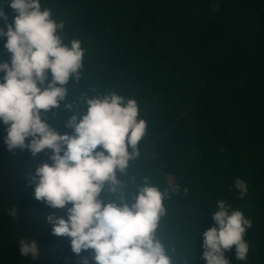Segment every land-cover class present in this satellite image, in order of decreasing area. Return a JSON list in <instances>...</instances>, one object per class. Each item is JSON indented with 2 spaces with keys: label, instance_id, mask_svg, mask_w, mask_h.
<instances>
[{
  "label": "trees",
  "instance_id": "trees-1",
  "mask_svg": "<svg viewBox=\"0 0 264 264\" xmlns=\"http://www.w3.org/2000/svg\"><path fill=\"white\" fill-rule=\"evenodd\" d=\"M40 2L64 22V42L79 39L86 50L79 81H69L67 101L115 90L136 98L150 119L140 156L129 162L127 191L144 177L168 190L162 217L190 244L192 264H206L203 230L215 223L217 200H228L252 221L247 260L228 251L230 264H264V0ZM3 10L12 22L17 13L7 3ZM6 39L0 37L1 53ZM56 112L49 121L73 134L66 127L71 111L61 105ZM80 112L87 106L80 105ZM6 129L0 120V264H80L70 238L54 235L43 222L52 212L67 218L66 211L37 200L35 189L26 193L34 164H51L52 150L35 159L27 148L9 150ZM174 167L186 173L174 183L161 178V171ZM236 178L248 185L243 199ZM180 179L187 187L173 191ZM13 207L15 219L9 214ZM21 237L36 239L38 260L21 254ZM177 238L169 241L175 258L183 257V240Z\"/></svg>",
  "mask_w": 264,
  "mask_h": 264
},
{
  "label": "clouds",
  "instance_id": "clouds-1",
  "mask_svg": "<svg viewBox=\"0 0 264 264\" xmlns=\"http://www.w3.org/2000/svg\"><path fill=\"white\" fill-rule=\"evenodd\" d=\"M3 3L17 13L12 22ZM64 28L40 0H0V37H7L4 47L11 54L10 63L0 60L5 144L9 150L29 149L33 159L46 148L52 150L51 164L33 166L34 196L66 211L67 218L52 212L43 216V222L54 235L70 238L80 264H87L80 254L88 249L94 251L95 264H173L171 243L157 234L168 190L144 177L132 181L135 191L129 193L122 179L130 176L129 162L140 156L139 145L147 133L139 103L115 90L83 94L75 103L68 102L69 81H79L86 50L79 39L65 43ZM61 105L72 113L66 127L74 129L73 134L61 133L49 121L48 114L55 117ZM80 105L87 106L82 116ZM234 185L243 199L246 181L236 178ZM216 209L214 225L203 230L202 258L206 264H230L226 253L235 251L238 261L247 260L245 238L251 219L226 199L217 200ZM9 214L15 219L17 209H9ZM18 244L22 255L39 259L35 238L21 237Z\"/></svg>",
  "mask_w": 264,
  "mask_h": 264
},
{
  "label": "bare ground",
  "instance_id": "bare-ground-1",
  "mask_svg": "<svg viewBox=\"0 0 264 264\" xmlns=\"http://www.w3.org/2000/svg\"><path fill=\"white\" fill-rule=\"evenodd\" d=\"M8 52H6L4 49L2 50V53L0 52V58L1 60H5V58H7L8 56ZM11 60V59H10ZM49 79H51V76H49ZM140 117L144 118L147 122L150 121V119L143 113L140 112ZM150 129H148L149 131ZM100 147V146H98ZM186 173V168L184 167H174L171 170H165V171H161V178L166 179L169 183H174L175 182V176L176 175H180L182 177V175H184ZM118 174V173H117ZM191 177V174H190ZM122 179L129 184L130 180H131V176H126V177H122ZM190 186H191V182H190ZM129 187V186H128ZM179 190L183 191L184 188L187 187V185L180 179V181H178L177 186ZM35 189V183L31 182L26 193H30L32 190ZM131 192L135 191V187H133L131 190ZM107 195V194H106ZM169 222H173V221H160L159 223V227L157 229V234L159 239L163 240V241H175L177 242L176 239H178L177 237L179 236L183 241V247H182V251L180 252L182 254L183 257H176L173 259V264H192L194 261V258L192 256V254L189 251V247L190 244L186 243V241L184 240V238L182 237V235L175 231V229L173 228V225ZM87 264H92L93 262V252L91 249H89L87 251ZM190 260V262H189ZM198 261L201 264V259H198Z\"/></svg>",
  "mask_w": 264,
  "mask_h": 264
}]
</instances>
